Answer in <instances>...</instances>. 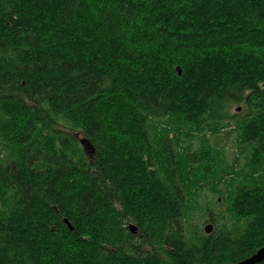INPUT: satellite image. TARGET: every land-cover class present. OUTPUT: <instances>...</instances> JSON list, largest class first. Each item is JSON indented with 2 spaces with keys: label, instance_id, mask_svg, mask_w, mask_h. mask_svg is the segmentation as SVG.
<instances>
[{
  "label": "trees",
  "instance_id": "1",
  "mask_svg": "<svg viewBox=\"0 0 264 264\" xmlns=\"http://www.w3.org/2000/svg\"><path fill=\"white\" fill-rule=\"evenodd\" d=\"M263 245L264 0H0V264H234Z\"/></svg>",
  "mask_w": 264,
  "mask_h": 264
},
{
  "label": "rangeland",
  "instance_id": "2",
  "mask_svg": "<svg viewBox=\"0 0 264 264\" xmlns=\"http://www.w3.org/2000/svg\"><path fill=\"white\" fill-rule=\"evenodd\" d=\"M236 107V106H235ZM235 107H233V109H232V111L234 110V108ZM240 109V108H239ZM225 132V129L223 128L221 131H220V134H219V136L220 135H222V136H220V138H219V136H218V138H216V136H211V135H209V141L211 142V143H215V142H218L219 143V145L221 146V147H223L222 149H224V152H225V154H223V157H221V158H218V159H216V166L218 167V168H220V169H222L224 166H225V164L226 163H229V162H232V160H231V157H232V154L234 153V151H235V149H236V145H235V143H234V134H232L231 136H229V138H225V136H223V133ZM77 136H81L80 134L78 135L77 134ZM193 136H194V138H193V140H192V142H191V144H190V148H189V150L190 151H194L195 153H199V151H200V147H201V144H199V143H201V141L200 140H198V138H200V136H198V135H196V134H193ZM181 152H182V150H180ZM84 154V153H83ZM85 155V154H84ZM86 157V156H85ZM87 158V157H86ZM88 159V158H87ZM210 162V161H209ZM209 164V163H208ZM237 167V166H236ZM202 188H200V189H197V193L201 190ZM203 191V190H202ZM202 191H200L199 193H201ZM196 192V191H195ZM195 195V194H194ZM198 195V194H197ZM204 199H206V201H208V200H212V198H215V194L213 193V191L212 190H207V191H205L204 192ZM197 198H200V197H196L195 198V200L197 199ZM194 200V199H193ZM194 200V201H195ZM204 200L201 198V200H200V203L201 202H203ZM197 205V202H195L194 204H193V206L195 207ZM201 213H197L196 211H194V212H191V214H188V219H189V221H191V219H192V222L193 223H198V224H200L201 225V227H203L206 223H210V222H204L203 223V225L200 223V221H201ZM189 217H191V218H189ZM210 224H212V223H210ZM213 225V229H214V224H212ZM212 229V230H213Z\"/></svg>",
  "mask_w": 264,
  "mask_h": 264
},
{
  "label": "water",
  "instance_id": "3",
  "mask_svg": "<svg viewBox=\"0 0 264 264\" xmlns=\"http://www.w3.org/2000/svg\"><path fill=\"white\" fill-rule=\"evenodd\" d=\"M78 141H79V144L81 146V149L86 154V156L89 159L93 158L94 147L92 146L91 142L88 139H86V138H80ZM209 226L210 225L205 226V228H204L206 233H210L212 231ZM70 227L71 226H69V228ZM128 229L132 233H135L137 231V227L135 225H132V224L128 225ZM262 261H264V245L262 247H260L259 249H257L251 255L241 259L240 261H237L234 264H256V263H259V262H262Z\"/></svg>",
  "mask_w": 264,
  "mask_h": 264
},
{
  "label": "bare ground",
  "instance_id": "4",
  "mask_svg": "<svg viewBox=\"0 0 264 264\" xmlns=\"http://www.w3.org/2000/svg\"><path fill=\"white\" fill-rule=\"evenodd\" d=\"M74 136L75 137H78V140L80 139V138H86V137H79V136H77V134H74ZM87 139V138H86ZM92 144V143H91ZM93 146V145H92ZM82 150V149H81ZM82 152H83V150H82ZM94 152H95V149H94ZM84 153V152H83ZM85 154V153H84ZM85 156H86V154H85ZM87 157V156H86ZM88 158V157H87ZM93 158H91V159H89L88 158V160L89 161H91ZM66 223H67V221H66ZM68 224V223H67ZM129 225V224H128ZM133 225V224H132ZM208 225H210L209 227L211 228V230L213 229V225L212 224H210V223H206L204 226H203V229L205 228V226H208ZM68 226H70L69 224H68ZM127 227V226H126ZM130 232V231H129ZM131 233V232H130Z\"/></svg>",
  "mask_w": 264,
  "mask_h": 264
}]
</instances>
